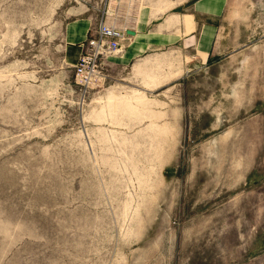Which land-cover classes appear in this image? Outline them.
<instances>
[{
  "label": "rangeland",
  "instance_id": "1",
  "mask_svg": "<svg viewBox=\"0 0 264 264\" xmlns=\"http://www.w3.org/2000/svg\"><path fill=\"white\" fill-rule=\"evenodd\" d=\"M233 1L237 54L175 45L146 55L160 85L109 65L88 88L71 23L177 0H0V264H264V0Z\"/></svg>",
  "mask_w": 264,
  "mask_h": 264
},
{
  "label": "crops",
  "instance_id": "2",
  "mask_svg": "<svg viewBox=\"0 0 264 264\" xmlns=\"http://www.w3.org/2000/svg\"><path fill=\"white\" fill-rule=\"evenodd\" d=\"M146 3L138 4L130 24L135 33L130 45L119 56L110 59V67L126 68L133 65L134 74L144 75L148 86L160 85L170 77V73L154 72L156 68L162 70V65L170 64V58L146 57L151 51L175 45L184 49L192 48L203 63L216 64L248 45L249 39H242L241 30L232 31L233 28H229V10L233 0H177L175 9L182 8L183 13L170 15L172 10H168L160 12L157 17L152 16V7ZM90 26L88 20H80L68 27L67 41L75 48L70 57L74 63L79 61ZM131 98L124 99L111 92L107 101L114 103V111L116 108L123 113H137L139 104L143 109L147 106L144 93L137 92Z\"/></svg>",
  "mask_w": 264,
  "mask_h": 264
},
{
  "label": "built area",
  "instance_id": "3",
  "mask_svg": "<svg viewBox=\"0 0 264 264\" xmlns=\"http://www.w3.org/2000/svg\"><path fill=\"white\" fill-rule=\"evenodd\" d=\"M130 24L119 25L104 18L89 31L74 69L81 85L89 88L103 84L110 59L123 53L132 41Z\"/></svg>",
  "mask_w": 264,
  "mask_h": 264
},
{
  "label": "water",
  "instance_id": "4",
  "mask_svg": "<svg viewBox=\"0 0 264 264\" xmlns=\"http://www.w3.org/2000/svg\"><path fill=\"white\" fill-rule=\"evenodd\" d=\"M129 33H130L131 35H134V34H135L133 31H130Z\"/></svg>",
  "mask_w": 264,
  "mask_h": 264
}]
</instances>
